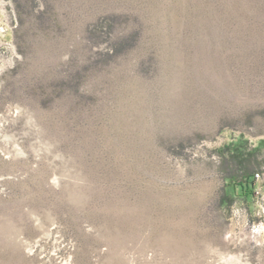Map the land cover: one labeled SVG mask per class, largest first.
<instances>
[{
	"label": "rangeland",
	"instance_id": "1",
	"mask_svg": "<svg viewBox=\"0 0 264 264\" xmlns=\"http://www.w3.org/2000/svg\"><path fill=\"white\" fill-rule=\"evenodd\" d=\"M264 0H0V264H264Z\"/></svg>",
	"mask_w": 264,
	"mask_h": 264
},
{
	"label": "trees",
	"instance_id": "2",
	"mask_svg": "<svg viewBox=\"0 0 264 264\" xmlns=\"http://www.w3.org/2000/svg\"><path fill=\"white\" fill-rule=\"evenodd\" d=\"M218 154L230 165L224 176L221 207H228L237 198L244 203L253 199L258 188L256 183L264 175V140L256 146H250L247 141L232 143L224 146Z\"/></svg>",
	"mask_w": 264,
	"mask_h": 264
},
{
	"label": "built area",
	"instance_id": "3",
	"mask_svg": "<svg viewBox=\"0 0 264 264\" xmlns=\"http://www.w3.org/2000/svg\"><path fill=\"white\" fill-rule=\"evenodd\" d=\"M256 193L258 194V190L256 191Z\"/></svg>",
	"mask_w": 264,
	"mask_h": 264
}]
</instances>
